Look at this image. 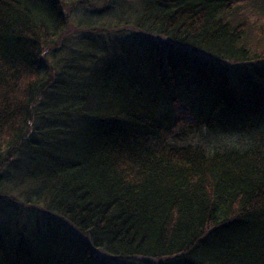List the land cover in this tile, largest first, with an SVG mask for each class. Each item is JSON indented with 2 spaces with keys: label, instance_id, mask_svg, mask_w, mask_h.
I'll return each instance as SVG.
<instances>
[{
  "label": "trees",
  "instance_id": "16d2710c",
  "mask_svg": "<svg viewBox=\"0 0 264 264\" xmlns=\"http://www.w3.org/2000/svg\"><path fill=\"white\" fill-rule=\"evenodd\" d=\"M0 264H264V0H0Z\"/></svg>",
  "mask_w": 264,
  "mask_h": 264
},
{
  "label": "rangeland",
  "instance_id": "374dc122",
  "mask_svg": "<svg viewBox=\"0 0 264 264\" xmlns=\"http://www.w3.org/2000/svg\"><path fill=\"white\" fill-rule=\"evenodd\" d=\"M73 27H74V26H72V28H73ZM76 32H78L76 29H74V30H73V29H70V30L68 31L67 35H68L69 37L66 39V43H68V44H72V43H73L72 41H73L74 38L71 37V35H72V34H75ZM12 194L15 195V197H17V194H16L15 191H13Z\"/></svg>",
  "mask_w": 264,
  "mask_h": 264
}]
</instances>
